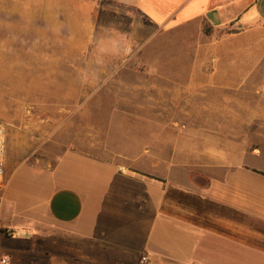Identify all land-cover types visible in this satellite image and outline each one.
I'll use <instances>...</instances> for the list:
<instances>
[{
	"label": "crops",
	"instance_id": "0c3cea01",
	"mask_svg": "<svg viewBox=\"0 0 264 264\" xmlns=\"http://www.w3.org/2000/svg\"><path fill=\"white\" fill-rule=\"evenodd\" d=\"M133 4L130 57L148 64L97 61L90 1L46 51L73 59L45 87L64 104L26 210L8 212L4 177L1 223L19 236L2 237L3 251L10 264H264V192L252 190L264 164L250 161L264 156L252 142L264 134V0ZM168 42L169 64L152 66L150 50ZM81 58L92 77H81ZM126 121L136 128L118 146Z\"/></svg>",
	"mask_w": 264,
	"mask_h": 264
},
{
	"label": "rangeland",
	"instance_id": "374dc122",
	"mask_svg": "<svg viewBox=\"0 0 264 264\" xmlns=\"http://www.w3.org/2000/svg\"><path fill=\"white\" fill-rule=\"evenodd\" d=\"M83 1L95 3L97 8L96 47L104 54L102 58H97L98 62L106 61L109 65L148 64L130 57L137 48L127 35L131 21L139 17L134 0H0V122L7 127L9 165L6 163L5 177L10 174L11 179L5 202L9 213L26 210L29 203L24 200L40 192L35 174L41 172L40 163L46 157L47 143L51 141L47 137V129L49 126L56 129L58 108L64 104L62 94L59 96L55 89L47 90L45 87L56 83L52 80L57 77V62L63 66V61L73 60L47 57L45 53L56 50L57 39L66 36L63 32L66 28L64 20L80 19L78 4ZM57 19L62 21L57 22L59 25H56ZM51 23L54 25H49ZM47 29H59L60 32H47ZM158 48L157 52L150 50L154 54L151 57L152 66L168 65L172 53L170 43ZM112 52L117 53V58L110 57ZM128 56L129 62H126ZM89 60L80 59L81 77H92L88 72ZM93 113L99 120L98 140L102 141L104 122L100 119L104 121V112L97 108ZM134 123L126 121L125 127L117 126L115 137L118 146L122 134L136 128ZM253 136L254 146H260L264 151V134ZM250 161L254 164L252 167H260L264 164V156H252ZM253 179H264V175L252 169ZM198 182L204 183L203 180ZM252 190L264 192V183L256 181ZM17 224L21 229L22 224ZM52 226L58 227L55 224ZM25 234L21 231L22 237Z\"/></svg>",
	"mask_w": 264,
	"mask_h": 264
},
{
	"label": "built area",
	"instance_id": "2783aa9c",
	"mask_svg": "<svg viewBox=\"0 0 264 264\" xmlns=\"http://www.w3.org/2000/svg\"><path fill=\"white\" fill-rule=\"evenodd\" d=\"M7 127L6 124L0 122V213L4 203V192L6 187L5 166L7 161ZM16 229L2 225L0 219V264H10V257L3 251L1 240L2 237H18ZM145 259L141 260L143 263Z\"/></svg>",
	"mask_w": 264,
	"mask_h": 264
},
{
	"label": "trees",
	"instance_id": "16d2710c",
	"mask_svg": "<svg viewBox=\"0 0 264 264\" xmlns=\"http://www.w3.org/2000/svg\"><path fill=\"white\" fill-rule=\"evenodd\" d=\"M208 31L209 30L206 29V32H208ZM253 170L264 175V171L263 170H260V169H257V168H253Z\"/></svg>",
	"mask_w": 264,
	"mask_h": 264
}]
</instances>
